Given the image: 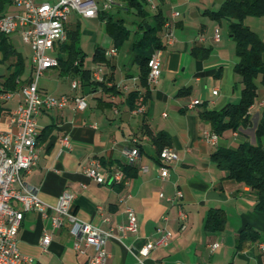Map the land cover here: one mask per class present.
Returning a JSON list of instances; mask_svg holds the SVG:
<instances>
[{
    "label": "crops",
    "instance_id": "1",
    "mask_svg": "<svg viewBox=\"0 0 264 264\" xmlns=\"http://www.w3.org/2000/svg\"><path fill=\"white\" fill-rule=\"evenodd\" d=\"M223 1L155 0L166 19L173 22V37L167 42L162 37L161 74L150 88L145 111L141 114L132 113L127 101L130 90H142L132 48L134 38L140 33L137 29L140 18L134 12L120 9L131 35L111 56L105 55V50L114 43L104 21L98 15L85 17L98 20L101 27L88 38L93 50L92 62L84 65L91 70L100 65L106 84L116 85L115 92H106L94 84L86 85L87 89L83 90L73 89V77L60 75L56 66L44 74L52 79L38 83L41 91L53 95L82 93L87 106L80 110L70 101L64 108L39 114L38 122L42 127L37 138L39 159L26 180L39 186V197L49 206L64 189L75 191L70 210L79 219L101 229L125 224L126 207L134 211L137 230L124 235L115 232L107 241L108 264H264V209L257 208L250 186L230 178L227 170L211 158L218 146L255 143L254 128L264 107V83L260 77L256 79L257 94L248 109L247 123L239 126L236 133L226 130L215 144L207 140L212 128L200 116L204 108L218 110L240 99L242 85L234 70L238 59L234 41L229 33L226 36L221 32L222 22L227 27L228 21H217L210 16ZM108 10L115 12L118 7L114 4ZM147 10L152 14L156 9L147 7ZM173 11L179 14L172 18ZM71 17L75 20L71 21ZM244 23L264 42V15L247 16ZM216 27L220 32L217 41L213 38ZM75 28L79 30L83 50L80 20L77 14L71 13L66 31ZM8 36L11 42L13 38L21 40L16 33ZM195 46L208 48L207 54L195 56L192 53ZM96 47L104 50V61L94 60ZM28 55L24 57L25 64ZM51 69L54 76L48 74ZM123 84L128 88L118 86ZM195 98L201 102L187 107ZM16 103L17 98H14L3 104L2 126L6 125L7 116ZM159 131L168 135L167 146L177 155L169 164L166 178L159 175V151L153 142V135ZM132 138L137 139L140 157L131 164V174L125 176V182L98 183L86 175L85 167L93 158L98 159L99 171L106 179L113 168L122 169L120 150L132 144ZM142 165L147 166L146 171L141 170ZM177 190L182 192L180 200L174 198ZM180 209L187 215L184 227L179 219ZM212 210L223 212L222 229H206V219ZM104 216L109 220H104ZM246 226L258 232V239L238 248V236ZM164 229L171 232L168 242L153 248L147 255H140L137 250L146 238L157 239ZM44 230L52 233L46 249L40 245ZM213 242H219L215 249L210 248ZM72 244L68 224L53 230L49 220L38 212L24 213L17 233L18 249L26 256L21 264H88V255L76 252Z\"/></svg>",
    "mask_w": 264,
    "mask_h": 264
},
{
    "label": "built area",
    "instance_id": "2",
    "mask_svg": "<svg viewBox=\"0 0 264 264\" xmlns=\"http://www.w3.org/2000/svg\"><path fill=\"white\" fill-rule=\"evenodd\" d=\"M116 2L117 0H10V5L15 9L0 15V33L18 34L22 42L30 49L27 58L29 77L17 90L0 91V106L17 98L15 107L7 116L5 126L1 124L2 113L0 112V264H21L26 259L17 246V233L26 211L34 210L47 218L53 230L61 228L65 223L68 224V231L73 237L72 246L76 252L88 255V264H108L107 241L115 232L124 235L126 232L137 230V218L130 207H126L128 220L125 224L110 225L106 229H101L79 219L70 210L76 195L75 191L64 189L57 196L56 202L49 206L39 197V186L26 180V175L35 167L39 159L37 138L42 129L38 122L39 114L44 110L64 108L70 101H74L75 107L80 110L87 106L82 93L75 96L53 95L41 91L38 84L40 76L47 69L58 65L57 52L60 45L67 40L66 24L70 14L95 17L100 9L108 10ZM145 2L146 7L153 10L157 8L155 0H145ZM178 14L179 11H173L171 17ZM161 32L166 42L172 39L171 19H165ZM213 38L216 41L220 38L218 27L214 29ZM116 53L115 46L105 50L107 56ZM161 56L162 48H157L148 59L147 87L149 90L159 80ZM91 78L98 82L105 81L100 65L91 70ZM118 86L128 88L126 84ZM71 87L81 90L82 83L78 78H72ZM144 92V88L139 91L136 104L131 109L132 113L141 114L145 111ZM213 93H216V90H213ZM200 102L198 98L192 99L187 107L192 108ZM234 131L236 133L237 129ZM218 137L219 135L212 131L208 133L207 140L215 144ZM62 141L68 144L66 138ZM131 142L132 144L120 150L122 162L125 164H133L140 157L137 139L132 138ZM176 158L177 155L170 146H165L158 152V169L161 178L168 177L169 164ZM141 170L146 171L147 166L142 165ZM84 171L98 183L126 181L120 167L113 168L109 178L106 179L99 171L98 159L94 158L89 161ZM160 195L163 196V193L161 192ZM181 197L182 192L177 190L174 198L180 200ZM186 217V212L180 209L181 227L185 226ZM103 218L106 221L109 220L107 216ZM163 219L166 217L163 216ZM170 236L171 232L164 229L157 239L146 238L137 251L140 255H147L153 248L166 244ZM51 240L52 233L44 230L40 238L41 247L46 249ZM218 246L219 242L210 244L211 249Z\"/></svg>",
    "mask_w": 264,
    "mask_h": 264
},
{
    "label": "trees",
    "instance_id": "3",
    "mask_svg": "<svg viewBox=\"0 0 264 264\" xmlns=\"http://www.w3.org/2000/svg\"><path fill=\"white\" fill-rule=\"evenodd\" d=\"M10 5V0H0V15L5 12ZM118 10L100 9L98 16L105 23L106 32L113 40L114 46L118 48L129 39L131 29L126 25L125 18L120 13V9L134 12L140 21L137 23L139 35L132 43L135 52V63L139 70V85L145 89V98L149 94L147 87L148 59L151 53L157 48H163L162 26L166 19L161 8L149 14L145 0H117ZM264 15V0H224L219 8L210 12L212 19L217 21L225 19L228 21V33L234 41L237 62L234 65L235 73L241 83L240 99L237 103H228L218 110L204 108L200 112L203 120L208 122L212 131L222 135L226 130H235L248 121V109L253 104L256 97V79L264 83V42L247 24L244 19L247 16ZM148 23V27L145 25ZM208 48L195 46L192 53L202 57L206 55ZM0 54L2 60H9L14 56V60L7 65L8 73L0 75L1 90H17L18 81L21 76L27 73L24 56L16 50L8 35L0 33ZM85 53L79 44V30H67V40L59 47L58 72L62 76H79L82 81V90L86 85L94 84L101 87L106 92H115L116 85L108 86L105 81H94L91 79V69L84 65ZM95 61H104V50L96 47L94 52ZM27 71V72H26ZM139 90H130L127 101L130 109L136 104ZM0 106V112H3ZM255 143H239L236 147L218 146L211 154V158L216 164L227 170L228 176L242 181L250 186L257 199V208L264 209V107L259 121L254 130ZM153 142L158 151L169 145V137L164 131H159L153 135ZM131 164H123L122 170L125 176H129ZM225 217L221 210H212L205 223L208 230L222 229ZM258 232L250 226L243 228L237 239V247L241 248L247 241L258 239Z\"/></svg>",
    "mask_w": 264,
    "mask_h": 264
},
{
    "label": "rangeland",
    "instance_id": "4",
    "mask_svg": "<svg viewBox=\"0 0 264 264\" xmlns=\"http://www.w3.org/2000/svg\"><path fill=\"white\" fill-rule=\"evenodd\" d=\"M12 10H13V7L11 5H9L7 7V9L5 10V12H10ZM77 17L80 20L81 46H82V48H83V50L85 52V56H84L83 62H84V64L86 66H89V65H91V62H92V51L93 50L91 48V44L88 43V38H89V36L93 35L94 31H98V29L101 26H100L98 20H96V19H87V18L82 17L80 15H77ZM74 20H75V18L71 17V21H74ZM221 32L223 33V35L228 36L226 23L224 21L222 22V31ZM12 44L16 48L17 51L22 53V55L24 57L26 55H28L29 49H28V47L26 45H24L22 43V41L20 39L13 38L12 39ZM14 59H15L14 56H12L9 60L4 61V60H2L1 54H0V75H4V74L8 73L7 65L10 63V61H13ZM26 65H27V61H26ZM26 69L28 71L29 67L27 66ZM45 72L40 76L38 83H41L42 80L48 78L46 75H44ZM50 72L51 73H48V74L54 76V70H52ZM22 76H24V77L27 76V73L23 74ZM22 76H21V78L18 81V86L22 85L27 79V78H23ZM48 79H52V78H48ZM11 100H13V99H11Z\"/></svg>",
    "mask_w": 264,
    "mask_h": 264
},
{
    "label": "water",
    "instance_id": "5",
    "mask_svg": "<svg viewBox=\"0 0 264 264\" xmlns=\"http://www.w3.org/2000/svg\"><path fill=\"white\" fill-rule=\"evenodd\" d=\"M145 25L148 27V23L147 22H145ZM85 89H87V86H85Z\"/></svg>",
    "mask_w": 264,
    "mask_h": 264
}]
</instances>
